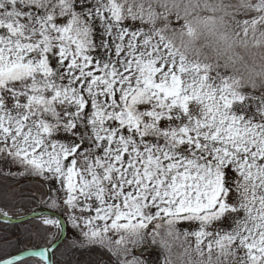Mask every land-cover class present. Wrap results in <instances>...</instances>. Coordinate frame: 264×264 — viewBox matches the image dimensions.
<instances>
[{"label": "snow or ice", "instance_id": "6c2138e0", "mask_svg": "<svg viewBox=\"0 0 264 264\" xmlns=\"http://www.w3.org/2000/svg\"><path fill=\"white\" fill-rule=\"evenodd\" d=\"M0 172L116 264H264V0H0Z\"/></svg>", "mask_w": 264, "mask_h": 264}, {"label": "trees", "instance_id": "16d2710c", "mask_svg": "<svg viewBox=\"0 0 264 264\" xmlns=\"http://www.w3.org/2000/svg\"><path fill=\"white\" fill-rule=\"evenodd\" d=\"M21 186V187H20ZM24 189L29 194H18L13 201L15 191ZM45 190L42 182L36 177L15 179L0 173V207L9 213H19L28 209L43 206L47 199H40ZM30 197L29 199H26ZM33 230V232H32ZM40 231L42 233H40ZM51 229L36 219L19 224L0 222V257L10 258L18 253L48 245ZM73 241L67 237L55 250V264H116V257L107 248L92 246L91 248L73 247ZM24 264H40L35 259L24 260Z\"/></svg>", "mask_w": 264, "mask_h": 264}, {"label": "rangeland", "instance_id": "374dc122", "mask_svg": "<svg viewBox=\"0 0 264 264\" xmlns=\"http://www.w3.org/2000/svg\"><path fill=\"white\" fill-rule=\"evenodd\" d=\"M0 173H3V172H0ZM3 174H5L6 176H8V177H11V178H15V179H25L26 177H20V176H18V175H16V174H13V175H8V174H6V173H3ZM36 179L37 180H39V182H42L39 178H37L36 177ZM43 183V182H42ZM44 185V184H43ZM45 186V185H44ZM21 187V186H20ZM47 192V187L45 186V190L43 191V193H41V198L40 199H48L47 198V196L45 195V193ZM29 194L30 192H26L24 189H19V188H17V190L15 191V193H14V196H13V201H15L16 199H18V194ZM30 197H28V198H26V199H29ZM15 203H16V201H15ZM1 208V207H0ZM42 208V209H41ZM43 208H45V209H47L49 212H54V213H56V214H60L62 217H63V219L66 221L67 220V216H66V214H65V212L61 209V210H53V209H51V208H49L48 206H47V204L45 203L43 206L41 205V207H40V209L38 210V209H34V211H41V210H44ZM2 209V208H1ZM3 210V209H2ZM5 213H9V212H7V211H5V210H3ZM31 211H33V210H31ZM31 211H28V212H31ZM20 212V211H19ZM16 214V213H15ZM10 215H11V213H10ZM44 218H48V217H40L39 219H38V221L39 222H41L42 224H43V219ZM65 224V231H66V237L68 238V239H70V240H72V241H79L80 239H81V237L76 233V231L74 230V229H72L71 228V225L70 224H68V223H64ZM50 229H51V233H50V236H49V238H48V241H49V243L48 244H51L53 241H55L56 239H58L59 238V235H60V232H59V230L58 229H56V228H51L50 227ZM188 229L187 228H185V231H187ZM32 232H33V230H32ZM40 233H42L41 231H40ZM115 239H117V237H115V236H113V240H115ZM117 245L115 244V243H113L112 245H111V248H112V250H113V252H115L116 251V249H117ZM152 249H153V255H152V257H150V259L151 260H153L154 262L157 260V258H160L161 260H162V251H161V249L160 248H158L157 246H155V245H153L152 246ZM136 251V250H135ZM137 253V252H136ZM138 254V253H137ZM154 254H155V256H156V258L154 259L153 258V256H154ZM37 261V260H36ZM38 262V261H37ZM40 263V262H39Z\"/></svg>", "mask_w": 264, "mask_h": 264}, {"label": "water", "instance_id": "95a60500", "mask_svg": "<svg viewBox=\"0 0 264 264\" xmlns=\"http://www.w3.org/2000/svg\"><path fill=\"white\" fill-rule=\"evenodd\" d=\"M38 210H39V208H38ZM43 215L46 217H49V218H52L53 216H55L57 218L63 219L60 215H58L54 212H49L48 210L44 209L41 211H34L33 210V211L27 212L25 214L10 216L8 219L0 216V222L5 223V224H19V223L27 222V221L32 220V219H39ZM63 228H64L63 233H60L59 238L56 239L55 241H53L51 244H49L45 247H41V248L30 249V250L24 251L22 253H19L15 256H22L24 258V260L29 259V258L39 260V258H38L39 256L34 255V253L48 249L51 259L53 261H55L54 252L66 237L65 224L63 225ZM15 256H13V257H15ZM13 257H11V258H13Z\"/></svg>", "mask_w": 264, "mask_h": 264}, {"label": "flooded vegetation", "instance_id": "af4514ba", "mask_svg": "<svg viewBox=\"0 0 264 264\" xmlns=\"http://www.w3.org/2000/svg\"><path fill=\"white\" fill-rule=\"evenodd\" d=\"M136 252L141 255L142 257H147L150 259V257H152L153 255V249L152 247L151 248H148V247H141L139 249H136ZM153 258L155 259L156 256L154 254Z\"/></svg>", "mask_w": 264, "mask_h": 264}, {"label": "bare ground", "instance_id": "6f19581e", "mask_svg": "<svg viewBox=\"0 0 264 264\" xmlns=\"http://www.w3.org/2000/svg\"><path fill=\"white\" fill-rule=\"evenodd\" d=\"M0 216L1 217H5V218H9L10 217V215H8L7 213H5L1 208H0ZM42 217H46V216H42ZM49 218V217H48ZM39 258V257H38Z\"/></svg>", "mask_w": 264, "mask_h": 264}]
</instances>
